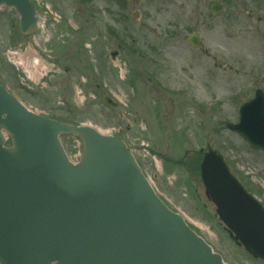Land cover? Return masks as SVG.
<instances>
[{
	"label": "rangeland",
	"instance_id": "1",
	"mask_svg": "<svg viewBox=\"0 0 264 264\" xmlns=\"http://www.w3.org/2000/svg\"><path fill=\"white\" fill-rule=\"evenodd\" d=\"M40 1L32 36L0 8V83L38 113L113 132L227 263L264 264L230 239L193 167L201 148L216 149L264 203V154L227 127L240 103L264 89V0H219L218 16L210 0H127L122 21L109 14L111 0H94L98 14L88 18L73 0ZM193 32L199 47L188 41ZM61 140L76 160L80 140Z\"/></svg>",
	"mask_w": 264,
	"mask_h": 264
},
{
	"label": "water",
	"instance_id": "2",
	"mask_svg": "<svg viewBox=\"0 0 264 264\" xmlns=\"http://www.w3.org/2000/svg\"><path fill=\"white\" fill-rule=\"evenodd\" d=\"M0 5L15 8L23 34L37 31L30 0ZM209 7L217 14L221 5ZM189 40L198 46L200 36ZM239 117L228 127L264 151V90L241 104ZM62 132L82 139L77 165ZM6 135L12 147L5 146ZM201 173L234 239L264 258L262 204L213 150ZM0 264L227 263L158 198L123 141L35 114L0 85Z\"/></svg>",
	"mask_w": 264,
	"mask_h": 264
},
{
	"label": "flooded vegetation",
	"instance_id": "3",
	"mask_svg": "<svg viewBox=\"0 0 264 264\" xmlns=\"http://www.w3.org/2000/svg\"><path fill=\"white\" fill-rule=\"evenodd\" d=\"M33 1H35L36 5L42 4L40 0H33ZM133 1L135 2V0ZM73 2L77 7V12L78 13L84 12L85 13L84 16L87 15V18H88L89 12L91 13L89 15L90 17H93L94 14L95 15L98 14L96 7H93V8L90 7V5L95 4L94 0H73ZM139 2H141V0H139ZM111 3H113L116 6V8L113 9L112 11L113 14L111 13V10H109L110 11L109 14L117 18L118 21H122L123 19H125L127 17V13H126L127 0H111ZM108 29L111 30V27L108 26Z\"/></svg>",
	"mask_w": 264,
	"mask_h": 264
}]
</instances>
